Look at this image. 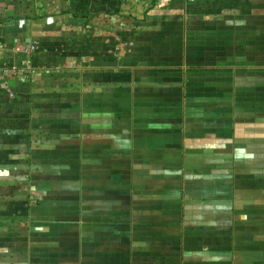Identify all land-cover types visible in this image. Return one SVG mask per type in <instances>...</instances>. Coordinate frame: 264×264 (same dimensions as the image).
Masks as SVG:
<instances>
[{
    "label": "crops",
    "instance_id": "0c3cea01",
    "mask_svg": "<svg viewBox=\"0 0 264 264\" xmlns=\"http://www.w3.org/2000/svg\"><path fill=\"white\" fill-rule=\"evenodd\" d=\"M0 264H264V0H0Z\"/></svg>",
    "mask_w": 264,
    "mask_h": 264
},
{
    "label": "built area",
    "instance_id": "2783aa9c",
    "mask_svg": "<svg viewBox=\"0 0 264 264\" xmlns=\"http://www.w3.org/2000/svg\"><path fill=\"white\" fill-rule=\"evenodd\" d=\"M0 50H1V47H0Z\"/></svg>",
    "mask_w": 264,
    "mask_h": 264
}]
</instances>
